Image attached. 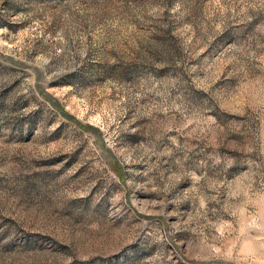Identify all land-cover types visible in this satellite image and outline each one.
<instances>
[{
	"label": "rangeland",
	"instance_id": "obj_1",
	"mask_svg": "<svg viewBox=\"0 0 264 264\" xmlns=\"http://www.w3.org/2000/svg\"><path fill=\"white\" fill-rule=\"evenodd\" d=\"M0 264H264V0H0Z\"/></svg>",
	"mask_w": 264,
	"mask_h": 264
}]
</instances>
